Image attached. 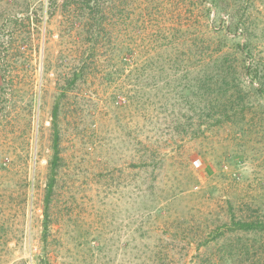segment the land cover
<instances>
[{
    "label": "rangeland",
    "instance_id": "1",
    "mask_svg": "<svg viewBox=\"0 0 264 264\" xmlns=\"http://www.w3.org/2000/svg\"><path fill=\"white\" fill-rule=\"evenodd\" d=\"M0 264H264V0H0Z\"/></svg>",
    "mask_w": 264,
    "mask_h": 264
},
{
    "label": "trees",
    "instance_id": "2",
    "mask_svg": "<svg viewBox=\"0 0 264 264\" xmlns=\"http://www.w3.org/2000/svg\"><path fill=\"white\" fill-rule=\"evenodd\" d=\"M236 225L238 226L239 229H246V230L259 226L258 222H254V221L252 222L238 221L236 222Z\"/></svg>",
    "mask_w": 264,
    "mask_h": 264
}]
</instances>
